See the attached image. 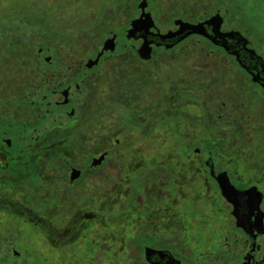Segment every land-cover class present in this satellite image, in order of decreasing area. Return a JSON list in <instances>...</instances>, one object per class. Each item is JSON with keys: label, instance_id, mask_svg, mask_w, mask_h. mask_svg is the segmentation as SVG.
I'll return each mask as SVG.
<instances>
[{"label": "rangeland", "instance_id": "374dc122", "mask_svg": "<svg viewBox=\"0 0 264 264\" xmlns=\"http://www.w3.org/2000/svg\"><path fill=\"white\" fill-rule=\"evenodd\" d=\"M141 1L0 0V132L15 142L13 156L0 150V163L10 165L0 168L9 174L0 177V264H145L146 244L192 264L172 219L213 194L200 160L214 152L241 180L261 166L260 91L206 39L159 48L156 64L138 62L126 36ZM150 1L163 31L198 7L229 9L227 28L251 34L264 54V0ZM114 35L115 51L88 72L69 118L41 85V71L66 64L81 82L87 60ZM104 151L105 162L89 167ZM72 166L84 170L75 184ZM24 185L54 189L32 197Z\"/></svg>", "mask_w": 264, "mask_h": 264}, {"label": "flooded vegetation", "instance_id": "af4514ba", "mask_svg": "<svg viewBox=\"0 0 264 264\" xmlns=\"http://www.w3.org/2000/svg\"><path fill=\"white\" fill-rule=\"evenodd\" d=\"M137 8L138 14L131 20V28L127 31L126 39L137 43L133 44L131 50L135 52L138 62L156 64V54L159 48H175L188 39H206L236 60V63L249 76L251 84L260 91L264 100V54L255 47L254 37L251 34L245 30L227 28L231 14L229 9L222 12L218 8L214 13L209 14L198 7L193 11H201L199 14L177 17L171 23L173 26L163 31L158 24L157 15L152 10L151 1L142 0ZM212 21L214 24H210ZM215 25L220 26L217 32L214 31ZM193 27L199 28L201 33L186 35L188 33L186 31L184 34H178L182 29ZM254 27L260 32L257 26ZM144 28H149L148 32ZM117 39L118 35H114L113 39H107L96 59L87 60L85 63L87 71L81 75V82L73 81L71 78L73 68H66V64L49 73L41 71V85L51 93L52 98H59L55 99L56 107L69 108L66 110L69 118L74 119L77 116L74 97L76 92L82 91L81 83L84 84L88 72H93L98 66V70L102 68L107 52L115 51H105V45L114 40L116 48ZM162 39L172 40L162 41ZM179 39L183 40L179 41ZM148 42L151 49L150 58L144 59L142 55L148 54L147 52L141 53V51ZM39 53L44 54L43 49H40ZM44 60L49 65L54 64V57L51 55H45ZM52 98L47 95L43 97L49 105H52ZM252 111L257 115L261 113L258 109ZM262 130L260 136L262 164L261 166L256 165L251 170L249 179L241 180L231 170L221 169L214 152H209L207 158L203 157L200 160V169L207 177L213 194L209 197L210 200L206 201L203 195L205 192L201 191L203 196L193 200V204L188 205V210L182 213L180 219H172L176 228L183 227L180 230L181 238L191 251L192 264H264V128ZM3 134L0 140V150L4 155L11 157L15 142L10 136L5 135L7 131L0 132L1 136ZM21 134L24 137V132H20ZM115 143L120 145L121 140L115 139ZM194 153L198 156L203 155L202 149H195ZM108 155L109 151L100 153L98 157L91 160L89 167L103 164ZM1 167L9 169L10 165L3 162L0 163ZM3 174L4 176L9 175L8 173ZM3 174L0 173V177ZM83 174V169L72 166L70 183L75 184ZM4 181L7 180L4 179ZM22 189L32 197H39L41 193L53 190L54 185H39L33 188L24 185ZM35 200L37 199H32L34 202ZM10 222L13 225L17 224L12 219ZM5 226L6 224L3 228ZM143 251L145 264H184L181 255L168 247L146 244L143 246ZM16 255L20 256V253L16 251Z\"/></svg>", "mask_w": 264, "mask_h": 264}, {"label": "water", "instance_id": "95a60500", "mask_svg": "<svg viewBox=\"0 0 264 264\" xmlns=\"http://www.w3.org/2000/svg\"><path fill=\"white\" fill-rule=\"evenodd\" d=\"M212 23H213V21L210 22V24H212ZM214 27H215L214 28V31L215 30H216V32L219 31V29H220V26L219 25H217V26L215 25ZM144 29H146V32H148L147 30L149 28H144ZM186 31L188 32L186 35L201 33V31L199 30V28L193 27V28H185V29H182L178 34H184ZM167 40H172V39H162V41H167ZM181 40H183V39H179V41H181ZM149 45H150L149 42L146 43L145 44V47L141 51V53L142 52H147V54H148V55H142V57L144 59H149L150 58V55L149 54L151 53V49L149 48ZM108 50H111V51H114L115 50L114 40H111L110 42H107V44L105 45V51H108Z\"/></svg>", "mask_w": 264, "mask_h": 264}]
</instances>
